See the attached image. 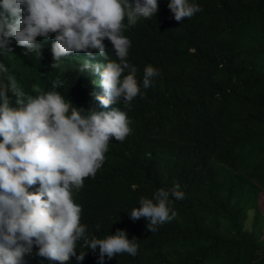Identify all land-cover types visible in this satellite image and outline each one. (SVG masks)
<instances>
[{
  "label": "trees",
  "instance_id": "16d2710c",
  "mask_svg": "<svg viewBox=\"0 0 264 264\" xmlns=\"http://www.w3.org/2000/svg\"><path fill=\"white\" fill-rule=\"evenodd\" d=\"M195 2L202 11L178 22L168 0H158L153 17L124 32L137 80L146 64L160 75L141 88L143 96L117 104L130 133L123 141L110 138L101 168L73 190L90 233L103 238L120 229L137 239L135 257L121 253L104 264H264V0ZM36 39L40 59L26 56L13 39L11 55L0 57L7 68L0 76H11L31 95L59 78L64 83L56 90L74 107L116 106L93 99L103 89L97 76L80 71L83 52L51 68V34L46 42ZM103 44L115 60L110 42ZM174 184L184 198L172 201L173 219L151 232L145 218H130L141 197ZM37 251L34 246L25 264H58ZM77 251L88 249L78 244ZM98 256V249L89 250L82 264H98Z\"/></svg>",
  "mask_w": 264,
  "mask_h": 264
},
{
  "label": "clouds",
  "instance_id": "9594fccd",
  "mask_svg": "<svg viewBox=\"0 0 264 264\" xmlns=\"http://www.w3.org/2000/svg\"><path fill=\"white\" fill-rule=\"evenodd\" d=\"M167 7L178 22L202 11L195 0H168ZM157 11L158 0H0V57L11 55L14 39L26 56L40 59L42 43L36 38L46 42L51 34V68H58L63 56L83 52L80 71L97 76L103 89L93 99L104 108L116 105L107 111L74 107L56 90L64 83L59 78L49 90L31 95L11 76H0V264H25L34 246L35 255L58 264H71L72 257L82 264L89 250L98 249V264L105 257L138 254L137 239L124 230L103 238L90 233L73 190L101 168L110 138L123 141L130 133L127 114L117 104L143 96L141 88L160 75L146 64L137 80V68L127 60L131 42L124 35L139 18ZM105 39L115 60L106 55ZM6 72L0 63V74ZM33 185H38L34 192L29 190ZM183 198L178 184L158 188L151 198L141 197L128 215L133 221L145 218L154 232L176 216L172 201ZM78 244L88 251H77Z\"/></svg>",
  "mask_w": 264,
  "mask_h": 264
},
{
  "label": "rangeland",
  "instance_id": "374dc122",
  "mask_svg": "<svg viewBox=\"0 0 264 264\" xmlns=\"http://www.w3.org/2000/svg\"><path fill=\"white\" fill-rule=\"evenodd\" d=\"M262 205L264 206V195H261Z\"/></svg>",
  "mask_w": 264,
  "mask_h": 264
}]
</instances>
